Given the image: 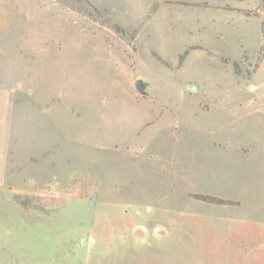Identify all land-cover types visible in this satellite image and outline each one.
Listing matches in <instances>:
<instances>
[{"label": "rangeland", "instance_id": "374dc122", "mask_svg": "<svg viewBox=\"0 0 264 264\" xmlns=\"http://www.w3.org/2000/svg\"><path fill=\"white\" fill-rule=\"evenodd\" d=\"M0 264H264L261 0H0Z\"/></svg>", "mask_w": 264, "mask_h": 264}, {"label": "water", "instance_id": "95a60500", "mask_svg": "<svg viewBox=\"0 0 264 264\" xmlns=\"http://www.w3.org/2000/svg\"><path fill=\"white\" fill-rule=\"evenodd\" d=\"M135 89L136 91L141 94V95H146V87L147 84L145 82H143V80H136L134 83ZM194 86L190 85L189 89H193Z\"/></svg>", "mask_w": 264, "mask_h": 264}, {"label": "trees", "instance_id": "16d2710c", "mask_svg": "<svg viewBox=\"0 0 264 264\" xmlns=\"http://www.w3.org/2000/svg\"><path fill=\"white\" fill-rule=\"evenodd\" d=\"M57 1H59V0H57ZM261 1H262L263 5H264V0H261Z\"/></svg>", "mask_w": 264, "mask_h": 264}]
</instances>
